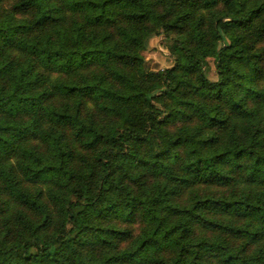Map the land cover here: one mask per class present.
Wrapping results in <instances>:
<instances>
[{"label":"trees","instance_id":"1","mask_svg":"<svg viewBox=\"0 0 264 264\" xmlns=\"http://www.w3.org/2000/svg\"><path fill=\"white\" fill-rule=\"evenodd\" d=\"M0 264H264V0H0Z\"/></svg>","mask_w":264,"mask_h":264},{"label":"rangeland","instance_id":"2","mask_svg":"<svg viewBox=\"0 0 264 264\" xmlns=\"http://www.w3.org/2000/svg\"><path fill=\"white\" fill-rule=\"evenodd\" d=\"M160 41V37H154L149 43V48L142 52L146 59V65L154 71L165 70L173 64L172 56L160 45ZM208 73L212 81L218 79L213 60L210 62Z\"/></svg>","mask_w":264,"mask_h":264}]
</instances>
